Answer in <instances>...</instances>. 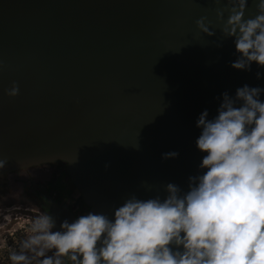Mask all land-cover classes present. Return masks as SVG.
Masks as SVG:
<instances>
[{"label": "water", "instance_id": "95a60500", "mask_svg": "<svg viewBox=\"0 0 264 264\" xmlns=\"http://www.w3.org/2000/svg\"><path fill=\"white\" fill-rule=\"evenodd\" d=\"M215 0H0V176L64 162L89 211L112 215L131 194L187 188L202 154L196 120L228 91L264 86L230 67L196 21ZM256 15L249 0L245 17ZM13 82L15 97L6 95ZM264 99V97H262ZM176 151L174 159L164 153Z\"/></svg>", "mask_w": 264, "mask_h": 264}, {"label": "clouds", "instance_id": "9594fccd", "mask_svg": "<svg viewBox=\"0 0 264 264\" xmlns=\"http://www.w3.org/2000/svg\"><path fill=\"white\" fill-rule=\"evenodd\" d=\"M215 2L216 26L201 17L199 31L213 37L218 28V48L232 40V69H264V0H254L256 15L248 18L249 0ZM255 77L264 79V71ZM5 93L17 96L18 85ZM221 96L216 115L205 109L196 120L202 158L186 189L170 182L146 199L131 194L111 216L90 210L59 224L41 210L6 252L8 264H264V86L244 84ZM6 165L0 159V170ZM0 216L13 220L11 211Z\"/></svg>", "mask_w": 264, "mask_h": 264}, {"label": "flooded vegetation", "instance_id": "af4514ba", "mask_svg": "<svg viewBox=\"0 0 264 264\" xmlns=\"http://www.w3.org/2000/svg\"><path fill=\"white\" fill-rule=\"evenodd\" d=\"M51 211L57 223L89 211L68 174L66 164L56 161L0 176V213L12 212L13 220L5 223L0 216V236L8 247L0 246V264H8L6 252L15 245L16 237L24 234L26 221L37 212ZM1 238V237H0ZM0 240V245L1 244Z\"/></svg>", "mask_w": 264, "mask_h": 264}, {"label": "rangeland", "instance_id": "374dc122", "mask_svg": "<svg viewBox=\"0 0 264 264\" xmlns=\"http://www.w3.org/2000/svg\"><path fill=\"white\" fill-rule=\"evenodd\" d=\"M22 235H23V234H21L20 236H17V237H16V242H17V243L19 242V239L22 237ZM0 237H1L0 240L2 241V242H1V244H2V243L6 240V238H5V237H2V236H0ZM15 244H16V243H15Z\"/></svg>", "mask_w": 264, "mask_h": 264}]
</instances>
